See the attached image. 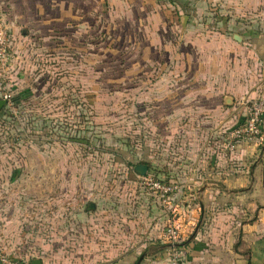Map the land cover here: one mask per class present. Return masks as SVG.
<instances>
[{
	"label": "rangeland",
	"instance_id": "374dc122",
	"mask_svg": "<svg viewBox=\"0 0 264 264\" xmlns=\"http://www.w3.org/2000/svg\"><path fill=\"white\" fill-rule=\"evenodd\" d=\"M8 1H0L2 17L13 38L27 42L30 80L18 116L0 113V187L29 188L0 191V209L13 214L17 222L7 228L24 250L88 249L95 264L103 237L108 247L123 236L129 246L152 252L154 235L183 218L182 240L166 242L172 248L198 231L238 237L245 223L252 225L248 233L264 234V186L255 185V169L264 166V115L260 135L236 133L243 124L212 126L205 119L187 134L177 126L168 137L162 121L150 124L151 97L138 92L154 81L151 73L168 70L163 50L153 54L143 34L162 22L160 13L189 14L209 28L251 25L257 34L262 0H15L11 16ZM182 1L188 7L178 9L174 2ZM163 84L160 77L156 85ZM243 100L248 111L264 97ZM16 136L22 140L13 157ZM35 153H42V165ZM139 164L148 165L145 175L135 170ZM243 166L244 181L236 171L207 173ZM153 183L173 187L170 203ZM251 246L263 249L264 240Z\"/></svg>",
	"mask_w": 264,
	"mask_h": 264
},
{
	"label": "crops",
	"instance_id": "0c3cea01",
	"mask_svg": "<svg viewBox=\"0 0 264 264\" xmlns=\"http://www.w3.org/2000/svg\"><path fill=\"white\" fill-rule=\"evenodd\" d=\"M14 1L9 0L5 6V10L9 12L10 16L14 14L12 12ZM262 2L263 7L258 10L261 24L257 34L251 25L233 28L229 24L224 27L209 28L198 21L193 22L191 15L177 11L174 16L168 13H166L167 16L166 14L164 16L163 13H160V16L163 17L162 22L156 23L153 30L148 29L147 35L143 32L147 46L153 54H161L163 50V66H168V70L162 76L151 73L155 82L149 84L146 90L138 91L141 95L147 94L151 97L148 105L152 112V122L150 123L152 126L159 120L162 121L163 126L168 129V137H171L172 129L177 126L187 134L188 128L196 123L201 125L205 119L213 124L212 126L235 127L244 123L247 108L244 107L245 104L242 105L246 102L243 99L254 97L257 93L264 97V23H262L264 22V0ZM174 3L178 9L188 7L183 1L180 4ZM2 9L3 3L0 2L1 17ZM178 19L180 23H178ZM13 26L18 28L16 23ZM238 35L240 39L236 38ZM26 43L16 40L15 36L14 48L17 57L11 66L2 73L5 80L12 83L15 94L23 90L25 83H29L30 80L27 68L29 64L25 59L24 50V47L27 46ZM150 57L153 56L150 55ZM160 77L164 84L162 87H157L156 83ZM235 97L240 99L234 102ZM21 108L23 109L22 105ZM184 135L182 134V136ZM242 154L244 159L247 153L243 151ZM34 155L35 160H38L42 165V153ZM29 156L28 158H30ZM22 160L26 161L20 159V161ZM40 165L37 170L41 171V175H43ZM26 170L29 169L24 168V171ZM234 171L239 173L238 175L243 181L246 180L245 166L238 169L227 167L214 172L207 171V173L224 172L229 175ZM15 172L17 169L13 171L14 174ZM37 174L40 173L37 172ZM255 175V185L261 182L264 186L263 165L255 169ZM253 180L252 178L251 182ZM35 187L36 191L38 188L43 190L41 184L39 187L37 185ZM23 188L18 184H7L3 185V188L0 187V191L16 193L17 190H28L29 186L25 185ZM194 210H192V214ZM12 215L7 211V208L5 210V206L0 209V253L21 258L30 264L35 258H39L42 264H92L94 262L87 254L88 249H66L61 246L49 250L48 246L40 245V247L27 252L24 250L23 244L20 243L18 234L12 233L7 228V223L17 222ZM183 219L184 224L187 219ZM262 219L261 225H263ZM86 220H90L89 215ZM192 220L189 221L190 225L193 223ZM73 221L78 222L79 220L73 217ZM251 227V224H243V233H240L238 237L231 232L217 234L198 231L174 248L166 244L161 231L157 232V235L151 239L154 250L144 252L147 255L140 264H170L172 249L173 251L183 250L184 264H263L261 257L264 259V248L260 249L258 246L253 248L251 245L252 241L264 240V234L248 233ZM118 237L119 239H116V244L113 247H108L107 238L103 237L100 240L99 243L104 245L93 253V257L98 258L97 261L95 260V264H137L139 257L144 254L143 244L142 246H129L130 244H127V240L123 236ZM157 238L164 243L157 245L159 243ZM250 240L251 243H248Z\"/></svg>",
	"mask_w": 264,
	"mask_h": 264
},
{
	"label": "built area",
	"instance_id": "2783aa9c",
	"mask_svg": "<svg viewBox=\"0 0 264 264\" xmlns=\"http://www.w3.org/2000/svg\"><path fill=\"white\" fill-rule=\"evenodd\" d=\"M17 57L16 50L14 48V39L7 27L5 21L0 16V99L6 100V105L3 110H8L10 115L16 117L19 114L18 105L14 100V93L11 85L3 77V71L7 70ZM264 115V102L254 101L248 108L246 119L243 123V127L239 128L236 133H246L250 135L262 134L261 121ZM21 137L16 138L11 142V147L15 149L13 151V157L18 156V145L21 142ZM234 148V145H233ZM17 151V152H16ZM15 152V153H14ZM20 157V155H19ZM155 187L162 192L165 201L171 200V193L173 187L171 185H165L161 183H153ZM183 222L176 221L169 224L163 232V238L166 242L175 244L183 238ZM185 230V229H184ZM0 264H30L28 261L21 258L11 257L7 254L0 253ZM170 264H184L183 258L178 251H173L170 255Z\"/></svg>",
	"mask_w": 264,
	"mask_h": 264
},
{
	"label": "water",
	"instance_id": "95a60500",
	"mask_svg": "<svg viewBox=\"0 0 264 264\" xmlns=\"http://www.w3.org/2000/svg\"><path fill=\"white\" fill-rule=\"evenodd\" d=\"M236 38H239V39H240L239 35L236 36ZM5 105H6V100H4V99H0V111L4 108ZM135 170H136L138 173L145 175V174L147 173V171H148V165H146V164H139V165H137V166L135 167ZM252 176H253V173H252ZM252 178H253V177H252ZM88 208H89V209H90V208H95V205H94L93 203H89ZM146 255H147V254H145V253L142 254V255L139 257V259H138V261H137V264H140ZM31 264H42V261H41L39 258H35V259H33V260L31 261Z\"/></svg>",
	"mask_w": 264,
	"mask_h": 264
},
{
	"label": "trees",
	"instance_id": "16d2710c",
	"mask_svg": "<svg viewBox=\"0 0 264 264\" xmlns=\"http://www.w3.org/2000/svg\"><path fill=\"white\" fill-rule=\"evenodd\" d=\"M8 83L11 85L12 91L14 93V87H13L12 83H10L9 81H8ZM27 96H28V91L27 90H21L17 94L14 93V100L18 105H21L22 101H24Z\"/></svg>",
	"mask_w": 264,
	"mask_h": 264
}]
</instances>
